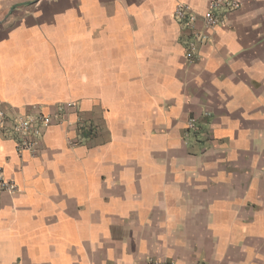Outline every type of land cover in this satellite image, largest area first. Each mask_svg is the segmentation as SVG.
Listing matches in <instances>:
<instances>
[{"label": "crops", "instance_id": "0c3cea01", "mask_svg": "<svg viewBox=\"0 0 264 264\" xmlns=\"http://www.w3.org/2000/svg\"><path fill=\"white\" fill-rule=\"evenodd\" d=\"M209 1L0 0V264H264V0L189 62Z\"/></svg>", "mask_w": 264, "mask_h": 264}, {"label": "built area", "instance_id": "2783aa9c", "mask_svg": "<svg viewBox=\"0 0 264 264\" xmlns=\"http://www.w3.org/2000/svg\"><path fill=\"white\" fill-rule=\"evenodd\" d=\"M236 7L237 5L229 0L209 1L207 11L202 17L204 30H202L201 32H193L191 39L188 41L185 47L186 58L189 62H193L195 58L193 57L195 51V43L204 41L207 38L206 33L222 23V20L224 18L222 13H224L228 9ZM174 16L178 21L184 22L186 28L190 30L195 29L196 16L191 13L190 8L187 5L178 4L174 10ZM2 120L3 116L2 113H0V122ZM40 120L46 125L50 123V117L48 116L41 117ZM32 123L33 118L27 117L25 119L19 120L18 123L13 126L12 132L19 135L20 137V141L17 143L18 151L30 149L37 144V141L34 140L32 136H36L38 134V131L35 130ZM2 191H9L11 193H14L16 191V187L11 182L6 181L2 177V173L0 171V192Z\"/></svg>", "mask_w": 264, "mask_h": 264}, {"label": "rangeland", "instance_id": "374dc122", "mask_svg": "<svg viewBox=\"0 0 264 264\" xmlns=\"http://www.w3.org/2000/svg\"><path fill=\"white\" fill-rule=\"evenodd\" d=\"M187 17H188V15H187ZM190 30V29H189Z\"/></svg>", "mask_w": 264, "mask_h": 264}]
</instances>
